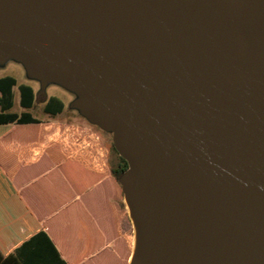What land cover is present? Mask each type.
<instances>
[{
	"label": "water",
	"instance_id": "water-1",
	"mask_svg": "<svg viewBox=\"0 0 264 264\" xmlns=\"http://www.w3.org/2000/svg\"><path fill=\"white\" fill-rule=\"evenodd\" d=\"M257 38L264 0H0V57L82 94L114 132L133 264H264Z\"/></svg>",
	"mask_w": 264,
	"mask_h": 264
},
{
	"label": "crops",
	"instance_id": "crops-1",
	"mask_svg": "<svg viewBox=\"0 0 264 264\" xmlns=\"http://www.w3.org/2000/svg\"><path fill=\"white\" fill-rule=\"evenodd\" d=\"M31 87L30 107L21 105L18 88V114L37 121L0 124L8 128L0 135V251L20 264H124V239L131 242L130 257L133 241L120 227L125 213L118 209L107 163L96 169L84 153H70L68 125L62 130L57 118L64 101L57 97L63 109L53 114L45 106L54 95L44 96V116H35L31 109L40 92ZM102 151L107 158L105 147Z\"/></svg>",
	"mask_w": 264,
	"mask_h": 264
},
{
	"label": "rangeland",
	"instance_id": "rangeland-1",
	"mask_svg": "<svg viewBox=\"0 0 264 264\" xmlns=\"http://www.w3.org/2000/svg\"><path fill=\"white\" fill-rule=\"evenodd\" d=\"M263 44L260 38L255 39L251 44V53L256 55ZM4 76H13L17 80L14 87L15 99L13 110L20 113L22 108L18 103L19 99V85L30 84L34 87L38 94L34 107L31 109L35 116L43 117V103L44 96L54 95L65 103L64 110L58 115V119L62 120L63 128L65 124L68 125V132L70 141L68 140L69 152L84 153L85 160L91 167L96 169H103V163L106 162L110 171V167H117L119 160V153L117 149L109 148V144L113 141L114 132L104 130L98 125L92 123L79 109L76 102L83 96L70 88L66 87L63 83L57 80H47L43 82L42 79L33 75L28 68L16 56L7 55L0 57V78ZM53 97V96H51ZM60 124V123H59ZM66 128V127H65ZM67 132V131H66ZM65 134V132H64ZM108 154L104 159L102 148ZM124 203V201H123ZM125 206V205H124ZM120 227L123 232L132 237L133 245V225L128 216L127 211L120 220Z\"/></svg>",
	"mask_w": 264,
	"mask_h": 264
},
{
	"label": "trees",
	"instance_id": "trees-1",
	"mask_svg": "<svg viewBox=\"0 0 264 264\" xmlns=\"http://www.w3.org/2000/svg\"><path fill=\"white\" fill-rule=\"evenodd\" d=\"M17 84V80L13 76H4L0 78V124H7L12 122L24 123V122H36L35 118H32L29 113H24L19 115L15 112H10L9 110L13 106V87ZM21 94V105L24 107H30L34 103L35 95L34 90L30 85L21 84L19 85ZM63 109V102L57 97H51L46 106L45 110L53 114L61 112ZM8 130L7 127H0V135H3ZM109 148H115V144L112 141L109 144ZM108 156V154H106ZM119 164L117 167H110V174L117 184L118 188V198L116 200L120 214L123 215L127 209L124 201V192L122 190L121 177L123 173L128 168V162L123 157L119 156ZM3 172L0 169V178H2ZM125 262L124 264H129L130 253H131V242L129 239L125 238ZM0 264H20L14 255L4 256L0 251Z\"/></svg>",
	"mask_w": 264,
	"mask_h": 264
},
{
	"label": "bare ground",
	"instance_id": "bare-ground-1",
	"mask_svg": "<svg viewBox=\"0 0 264 264\" xmlns=\"http://www.w3.org/2000/svg\"><path fill=\"white\" fill-rule=\"evenodd\" d=\"M124 203H125V206L127 209L128 216L130 217V220H131L132 225H133L134 245H133V251H132V254L130 257V263L133 264L135 262V258H136V252H137L138 242H139V238H140V230H139V224L137 221L136 214H135L133 208L131 207V205L129 204L126 197H124Z\"/></svg>",
	"mask_w": 264,
	"mask_h": 264
},
{
	"label": "flooded vegetation",
	"instance_id": "flooded-vegetation-1",
	"mask_svg": "<svg viewBox=\"0 0 264 264\" xmlns=\"http://www.w3.org/2000/svg\"><path fill=\"white\" fill-rule=\"evenodd\" d=\"M40 93H42V92H40Z\"/></svg>",
	"mask_w": 264,
	"mask_h": 264
}]
</instances>
